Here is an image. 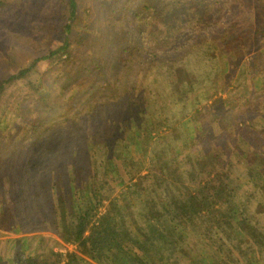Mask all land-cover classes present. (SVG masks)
I'll use <instances>...</instances> for the list:
<instances>
[{"label":"rangeland","instance_id":"374dc122","mask_svg":"<svg viewBox=\"0 0 264 264\" xmlns=\"http://www.w3.org/2000/svg\"><path fill=\"white\" fill-rule=\"evenodd\" d=\"M1 1L0 80L27 72L0 95V264L52 263L76 249L57 233L56 210L73 180L88 177L91 140L110 151L118 136L120 151L125 135H139L151 163L192 134L182 174L201 196L209 190L191 175L197 154L241 145L264 158V0H77L75 18L68 0ZM243 158H223L224 207L242 210V232L207 234L199 220L173 264H191L204 234L238 264H264V194ZM118 168L125 182L112 196L124 198L130 181ZM169 173L161 177L178 196Z\"/></svg>","mask_w":264,"mask_h":264},{"label":"trees","instance_id":"16d2710c","mask_svg":"<svg viewBox=\"0 0 264 264\" xmlns=\"http://www.w3.org/2000/svg\"><path fill=\"white\" fill-rule=\"evenodd\" d=\"M68 7L70 16L75 18L77 0H68ZM256 32L264 35V26ZM68 43L67 39L59 51ZM176 69L177 79L180 82L186 81L187 70L181 66ZM26 72L27 70H21L9 79H1L0 95L7 82L24 76ZM216 89L218 92L223 87L217 85ZM187 117L189 116H185L184 120L192 123L193 119ZM138 137L139 135H125L121 139L124 146L120 151L118 136L113 139L110 151L99 146L96 148L93 146L94 140L90 141L87 150L90 158L88 177L79 187L73 180V192L61 194L59 208L56 210L57 233L63 242L74 245L76 249L67 251L66 254H57L54 262L44 264H173L169 257L175 258L177 250L185 249L180 241L186 235L189 225H197L203 221L207 234L214 230L220 231L229 240H232L233 232H242L239 226L243 224L242 210L237 204L224 207L223 192L229 186L227 182L231 170L223 158L226 159L227 155L231 158L233 155L244 157L247 174L259 185L263 194L264 158L259 157L252 148L241 145L231 152L217 148L204 152L202 156L197 154L192 162L191 175L200 178L203 187L209 190L201 196L199 190L203 188L187 185L182 174V164L189 153L185 149L191 146L190 140L195 139L192 134L187 133L181 144L176 148L172 147L171 156L168 157L166 151H163L160 157L157 154L156 158L159 159L151 163L146 160L145 148ZM129 143L132 146L130 148ZM110 152L113 154L110 155ZM130 164L131 169H128ZM119 165L127 170L130 181L123 193L124 198L112 196L114 191L111 190L113 186H120L125 182L120 177ZM168 171L175 175L173 183L176 189L173 190L178 191V196L173 191L169 192L171 183L161 177ZM133 192L143 206L133 202ZM166 192L174 198L173 202H170L171 198L166 196ZM169 219L173 221L169 229L160 225L161 221ZM207 234H204L203 239L205 246L199 249L191 264H238L229 248L227 252L215 247ZM196 245L198 244L193 247ZM26 261L27 264L35 263L32 257ZM256 263L257 261L249 262Z\"/></svg>","mask_w":264,"mask_h":264}]
</instances>
